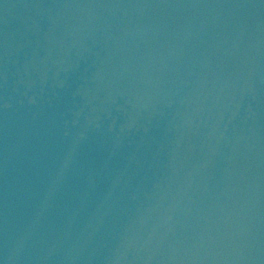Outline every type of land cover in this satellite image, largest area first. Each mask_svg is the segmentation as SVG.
I'll return each mask as SVG.
<instances>
[{"label": "water", "instance_id": "95a60500", "mask_svg": "<svg viewBox=\"0 0 264 264\" xmlns=\"http://www.w3.org/2000/svg\"><path fill=\"white\" fill-rule=\"evenodd\" d=\"M0 264H264V0H0Z\"/></svg>", "mask_w": 264, "mask_h": 264}]
</instances>
